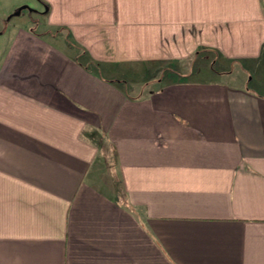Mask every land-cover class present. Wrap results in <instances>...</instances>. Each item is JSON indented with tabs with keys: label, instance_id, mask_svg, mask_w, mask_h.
Instances as JSON below:
<instances>
[{
	"label": "crops",
	"instance_id": "1",
	"mask_svg": "<svg viewBox=\"0 0 264 264\" xmlns=\"http://www.w3.org/2000/svg\"><path fill=\"white\" fill-rule=\"evenodd\" d=\"M13 4L0 264H264V95L188 74L264 55V0Z\"/></svg>",
	"mask_w": 264,
	"mask_h": 264
},
{
	"label": "rangeland",
	"instance_id": "2",
	"mask_svg": "<svg viewBox=\"0 0 264 264\" xmlns=\"http://www.w3.org/2000/svg\"><path fill=\"white\" fill-rule=\"evenodd\" d=\"M31 5L33 6V1H31ZM13 0H1L0 1V12L4 13L5 20H10L11 24H17V23H23L28 24L29 22H32L33 19H37V21H42V17L36 16L35 13H30L28 10H24L23 13L20 16H14L16 11V8L14 9ZM29 6L30 9L32 6ZM32 14V15H31ZM7 23V21H6ZM202 55V54H201ZM210 61L203 63L202 59L199 58L192 67L191 72H187L191 75V78H201L206 80H211L213 77H215V74H210L209 69L211 68L210 64L212 63V69L215 70L216 74H222L224 71H232L231 74H226L221 79H223L226 82H231L232 80H237L242 83H247L249 89H251L253 92L260 93L264 95V55L262 54L261 57L256 61L253 62H241L239 64L236 63H226L224 60L220 59L219 55H214L210 53ZM214 61H218L219 63H223V65L214 66ZM204 64V65H199ZM210 66V67H209ZM203 69V72H198V69ZM207 70V71H206ZM206 71V72H205ZM155 75V74H154ZM160 74L158 73L156 77H158ZM153 76H147V74H142L140 72L132 73V81L134 82L136 79L138 82H134V85L137 86L139 91H143L142 88L140 89V85H143V82H146L147 80L150 81L154 78ZM135 89L133 91V95H138V90Z\"/></svg>",
	"mask_w": 264,
	"mask_h": 264
},
{
	"label": "water",
	"instance_id": "3",
	"mask_svg": "<svg viewBox=\"0 0 264 264\" xmlns=\"http://www.w3.org/2000/svg\"><path fill=\"white\" fill-rule=\"evenodd\" d=\"M24 9H25V7L21 8V9L19 10V12L17 13V15H19L20 12H21L22 10H24Z\"/></svg>",
	"mask_w": 264,
	"mask_h": 264
}]
</instances>
